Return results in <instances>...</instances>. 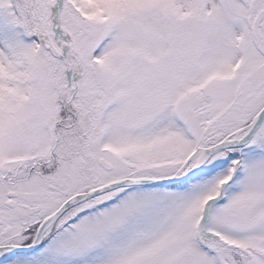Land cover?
<instances>
[{"label":"snow or ice","instance_id":"obj_1","mask_svg":"<svg viewBox=\"0 0 264 264\" xmlns=\"http://www.w3.org/2000/svg\"><path fill=\"white\" fill-rule=\"evenodd\" d=\"M0 264H264V0H0Z\"/></svg>","mask_w":264,"mask_h":264}]
</instances>
